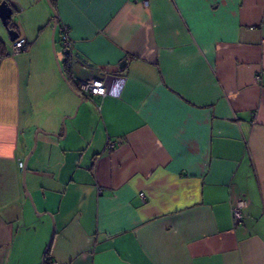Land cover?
I'll return each mask as SVG.
<instances>
[{"label": "crops", "instance_id": "0c3cea01", "mask_svg": "<svg viewBox=\"0 0 264 264\" xmlns=\"http://www.w3.org/2000/svg\"><path fill=\"white\" fill-rule=\"evenodd\" d=\"M2 1L0 264H264V0Z\"/></svg>", "mask_w": 264, "mask_h": 264}, {"label": "built area", "instance_id": "2783aa9c", "mask_svg": "<svg viewBox=\"0 0 264 264\" xmlns=\"http://www.w3.org/2000/svg\"><path fill=\"white\" fill-rule=\"evenodd\" d=\"M54 1V0H49ZM144 5H148V0H143ZM61 43L63 49L66 51L68 56H72V46L73 41L68 33V28L66 25H61ZM27 41L24 37H17L11 42L12 53H18L25 49ZM120 78L115 76L112 73L100 71L98 76L91 78H79L77 76H72L71 81L77 85L78 89L83 95H88L92 97L99 98V103L97 108L100 110L102 107L103 99L109 94L115 93L117 82L120 83ZM114 146L113 142H108L106 148H111ZM18 165L23 166V161H19ZM140 196H143V192L139 193ZM246 205L244 198L240 197L236 200L235 204L232 207V217L235 223H240L244 218L243 209ZM50 264H60L55 261H51Z\"/></svg>", "mask_w": 264, "mask_h": 264}, {"label": "water", "instance_id": "95a60500", "mask_svg": "<svg viewBox=\"0 0 264 264\" xmlns=\"http://www.w3.org/2000/svg\"><path fill=\"white\" fill-rule=\"evenodd\" d=\"M11 16H12V10L8 6V4L5 1L0 2V20H1V23L7 29L8 34H9V38L11 40H14L18 36V33H17L16 30H14L13 28L9 27V21H10ZM56 24H57V18L54 20V27L56 26ZM55 59H56L57 66H58L59 70L61 71V67L59 65L57 57H55ZM26 161H27V158L25 160V163H26ZM22 178H23V187H24V190H25V194H26V196H28V198L31 201V204H32V206L34 208L35 206H34V202L32 200V196L29 193V191L27 190L26 184H25V168H23V170H22ZM53 237H54V231H53V233L51 235V238H50L47 246H49L51 244V242L53 240Z\"/></svg>", "mask_w": 264, "mask_h": 264}, {"label": "trees", "instance_id": "16d2710c", "mask_svg": "<svg viewBox=\"0 0 264 264\" xmlns=\"http://www.w3.org/2000/svg\"><path fill=\"white\" fill-rule=\"evenodd\" d=\"M52 2V1H50ZM49 248H50V245L47 246V249L45 251V255H44V258H43V264H50L51 262L49 261V257H48V254H49Z\"/></svg>", "mask_w": 264, "mask_h": 264}, {"label": "rangeland", "instance_id": "374dc122", "mask_svg": "<svg viewBox=\"0 0 264 264\" xmlns=\"http://www.w3.org/2000/svg\"><path fill=\"white\" fill-rule=\"evenodd\" d=\"M52 233H53V229H50V232H48V236L46 237V244H45V246H47V244H48V242H49V240L51 238Z\"/></svg>", "mask_w": 264, "mask_h": 264}]
</instances>
